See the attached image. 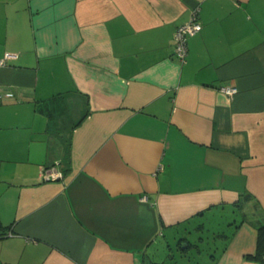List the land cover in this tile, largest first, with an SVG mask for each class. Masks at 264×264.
Wrapping results in <instances>:
<instances>
[{
    "label": "crops",
    "instance_id": "crops-1",
    "mask_svg": "<svg viewBox=\"0 0 264 264\" xmlns=\"http://www.w3.org/2000/svg\"><path fill=\"white\" fill-rule=\"evenodd\" d=\"M6 52L0 264H159L190 229L212 264H260L264 0H0Z\"/></svg>",
    "mask_w": 264,
    "mask_h": 264
},
{
    "label": "rangeland",
    "instance_id": "rangeland-1",
    "mask_svg": "<svg viewBox=\"0 0 264 264\" xmlns=\"http://www.w3.org/2000/svg\"><path fill=\"white\" fill-rule=\"evenodd\" d=\"M232 215V214H231ZM229 215L226 218H223L218 221V225L224 226L227 222L231 221L233 218H239V212L235 209V215ZM190 233H181L176 235L177 238H173L172 235L166 234V238L159 237L158 247H160V253L152 258L154 262H159V264H212V260L210 258V254L217 255V248H215V244H212L210 238H212L211 234L206 231L196 232L190 229ZM180 236H185L189 242L192 244H197V247L200 248L198 251L196 247L191 246L186 250H181L177 239ZM201 237L204 240L200 241L198 238ZM209 237V238H208ZM211 242L210 246L208 243ZM169 243L170 247L167 248L165 245ZM185 244L183 242L181 247ZM209 247V248H208ZM212 247V248H210ZM169 253V255H167Z\"/></svg>",
    "mask_w": 264,
    "mask_h": 264
},
{
    "label": "built area",
    "instance_id": "built-area-1",
    "mask_svg": "<svg viewBox=\"0 0 264 264\" xmlns=\"http://www.w3.org/2000/svg\"><path fill=\"white\" fill-rule=\"evenodd\" d=\"M196 10L193 11L191 17L186 22L178 25L173 32V52L180 62L185 61L187 54V40L189 36L201 30V24L196 19ZM15 55L9 52L4 53V56L0 58V64H4L7 58L14 57ZM227 95H233L237 88L229 85H223L219 88ZM2 92H0V97ZM62 176L54 165L43 168L41 171V178L44 180H54Z\"/></svg>",
    "mask_w": 264,
    "mask_h": 264
},
{
    "label": "trees",
    "instance_id": "trees-1",
    "mask_svg": "<svg viewBox=\"0 0 264 264\" xmlns=\"http://www.w3.org/2000/svg\"><path fill=\"white\" fill-rule=\"evenodd\" d=\"M256 229L257 239L255 251L251 254H247L246 258L257 261L260 264H264V223L257 225Z\"/></svg>",
    "mask_w": 264,
    "mask_h": 264
}]
</instances>
